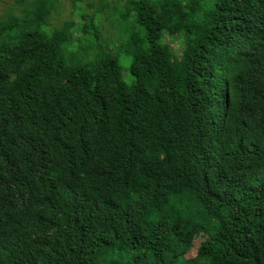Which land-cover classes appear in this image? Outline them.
Listing matches in <instances>:
<instances>
[{"label":"trees","instance_id":"trees-1","mask_svg":"<svg viewBox=\"0 0 264 264\" xmlns=\"http://www.w3.org/2000/svg\"><path fill=\"white\" fill-rule=\"evenodd\" d=\"M112 1L5 2L0 264H264V0Z\"/></svg>","mask_w":264,"mask_h":264},{"label":"rangeland","instance_id":"rangeland-1","mask_svg":"<svg viewBox=\"0 0 264 264\" xmlns=\"http://www.w3.org/2000/svg\"><path fill=\"white\" fill-rule=\"evenodd\" d=\"M9 0H0V17L2 16H5L6 13H5V2H8ZM112 1V0H111ZM123 0H113V5L114 7H122L124 6V3L122 2ZM124 1H127V0H124ZM76 2V3H75ZM91 2H94V0H61L60 2V12H57L58 14H55L53 13L52 14V17L50 20L52 21H55L57 23H60L61 20L64 18H75L77 19L78 17L76 16L78 13L82 14V13H85V10H84V5H88L90 4ZM73 5L75 6H78V10L79 11H76L74 13H72V10H73ZM86 11H88V8L85 7ZM40 15H43V13H40ZM48 16V15H47ZM46 14H44L43 17H47ZM97 18H99L98 15H96ZM39 17V16H38ZM62 17V19L60 21H58V18ZM116 21H119L118 18H116ZM108 22H110L109 20L103 25L104 27H106V24H108ZM112 30L114 31L115 29L112 28ZM116 34V30L115 32H112V31H108V32H105V34H103L104 36H107V38H118L120 36V32ZM130 63H127L126 64V68H124L123 70V74H124V77L128 80H131L132 79V76L130 74V71L127 69L129 67ZM205 239V236L204 235H200L198 237V239H195L193 242H191L190 246L183 250V254L186 255L189 260H192V261H197V262H201L203 261V256L199 254V252H197V249H198V246H199V243L202 242L203 240Z\"/></svg>","mask_w":264,"mask_h":264}]
</instances>
